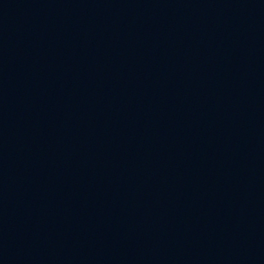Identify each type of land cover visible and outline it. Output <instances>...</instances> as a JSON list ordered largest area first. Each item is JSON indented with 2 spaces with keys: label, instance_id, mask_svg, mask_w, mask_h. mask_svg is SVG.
<instances>
[{
  "label": "water",
  "instance_id": "1",
  "mask_svg": "<svg viewBox=\"0 0 264 264\" xmlns=\"http://www.w3.org/2000/svg\"><path fill=\"white\" fill-rule=\"evenodd\" d=\"M0 196L26 264H264V0H0Z\"/></svg>",
  "mask_w": 264,
  "mask_h": 264
}]
</instances>
